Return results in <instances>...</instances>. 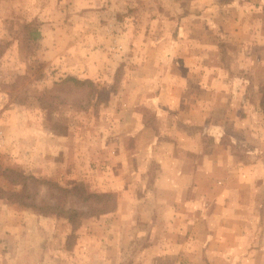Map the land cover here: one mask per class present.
Returning <instances> with one entry per match:
<instances>
[{
    "label": "rangeland",
    "instance_id": "rangeland-1",
    "mask_svg": "<svg viewBox=\"0 0 264 264\" xmlns=\"http://www.w3.org/2000/svg\"><path fill=\"white\" fill-rule=\"evenodd\" d=\"M31 1L38 0H0V264H59L63 257L67 264H87L88 235H103L102 219L110 215H86L74 227L77 218L70 223L32 207L58 205L61 197L56 189L77 191L78 185L88 193H110L120 200L122 196L112 192L126 189L121 183L114 185L112 177L118 175H130L132 200L136 196L151 199L142 191L153 186L163 166L153 160L150 146L155 145L154 138L164 143L162 137L170 135L158 124L154 101L163 79L172 72L181 77L185 73L180 61L187 53L178 51L172 62L170 51L175 45L183 46L191 33L217 46L203 59L228 68L234 37L224 19L227 31L209 35L200 18H194L204 8L190 4L192 0H42L46 2L36 5ZM228 1L220 0L225 15L233 11ZM259 1L251 5L253 11L264 10V2ZM39 10L49 24L59 23L65 44L90 42V71H73L86 65L80 55L73 58L65 53L60 62L56 57L48 65L40 61V43L32 36L40 28L35 19ZM131 110L146 126L138 143L130 136L136 129L135 123L129 124ZM138 172H146L148 179L136 180ZM21 177L27 179L25 188L8 180ZM24 189L29 195L22 198L26 204L10 200L9 193L22 194ZM63 206L88 213L95 204L66 195ZM175 233L172 230L169 235ZM197 235L195 231V247L201 250ZM180 236L177 233L174 238L180 240ZM184 255H178V264H212L197 255L192 260ZM261 259L258 255L253 262L264 264ZM117 264L130 262L121 258Z\"/></svg>",
    "mask_w": 264,
    "mask_h": 264
},
{
    "label": "crops",
    "instance_id": "crops-1",
    "mask_svg": "<svg viewBox=\"0 0 264 264\" xmlns=\"http://www.w3.org/2000/svg\"><path fill=\"white\" fill-rule=\"evenodd\" d=\"M41 2L46 1H31L35 5ZM259 2L229 0L231 15L223 14L220 0L190 2L204 8L194 18H200L209 35L227 31L222 20L228 21L227 32L234 37L231 63L227 68L203 59L207 52L217 51V46L191 33L183 46L175 45L170 51L172 62L178 51L187 53L180 61L185 73L181 77L172 72L163 79L154 101L158 124L170 135L162 137L164 143L154 138L156 143L150 146L153 160L163 166L153 178V186L142 191L151 199L136 196L132 200L130 175L112 177L114 185L121 183L126 189L112 191L122 197H117L116 210L102 219L103 235H88L90 246L84 248L88 250L87 264H117L121 258L130 264H178L182 253L189 260L197 255L212 264H256L258 255L264 261V10L254 13L251 6ZM88 7L89 3L84 4ZM37 14L40 28L32 36L40 43V61L48 65L56 57L60 62L65 53L73 58L80 55L86 65L73 71H90V42L81 39L79 44H65L59 23L49 24L42 10ZM130 116V126L136 124L130 136L138 143L146 126L134 110ZM146 159L144 156L142 163ZM135 177L148 179L146 172ZM172 230L181 235L180 240L174 238L177 233L169 235ZM195 231L201 236V250L195 247ZM62 259L59 264L68 263Z\"/></svg>",
    "mask_w": 264,
    "mask_h": 264
},
{
    "label": "trees",
    "instance_id": "trees-1",
    "mask_svg": "<svg viewBox=\"0 0 264 264\" xmlns=\"http://www.w3.org/2000/svg\"><path fill=\"white\" fill-rule=\"evenodd\" d=\"M68 80L70 81H74L77 82L78 80H75L73 77H69ZM79 82V81H78ZM263 92V90H262ZM7 173H11V172H7ZM17 177H19L20 175H16ZM6 178H8V174L5 175ZM31 179V178H29ZM10 183H12L13 185L16 184H21L22 187L25 188L26 183L25 181L27 180L24 177L19 178V181H17L16 179H8ZM77 191L72 190V189H63V188H57V192L58 195L61 197L60 200H58V205H42V207H36L34 205V207H32L34 210L37 209V211L40 214H45L46 216H56L57 218H65L67 219L70 223L77 218V224L73 225L74 227H77L79 224L80 219H83V217H87V216H91V215H96V216H100V215H106V214H110L113 213L116 210V205H117V200L116 197L113 194L110 193H104V194H91L88 193L84 190H80V186H76ZM26 190L24 189L22 194H17L15 192H11L9 193V197L10 200L15 199V202H18L20 204H26L24 202V199L22 198H26L27 193L25 192ZM66 195H74L75 197H80L81 201L84 203H89L92 202L95 204V207L93 209H90L88 213L79 211L77 209H63V205H64V199ZM21 198V200H20ZM33 206V205H32ZM42 208V209H41ZM89 209V208H88ZM87 215V216H86ZM75 222V221H74Z\"/></svg>",
    "mask_w": 264,
    "mask_h": 264
}]
</instances>
